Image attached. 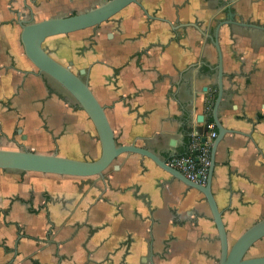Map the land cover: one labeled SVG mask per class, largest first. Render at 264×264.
I'll return each mask as SVG.
<instances>
[{"label": "crops", "instance_id": "1", "mask_svg": "<svg viewBox=\"0 0 264 264\" xmlns=\"http://www.w3.org/2000/svg\"><path fill=\"white\" fill-rule=\"evenodd\" d=\"M101 2L0 0L1 149L99 156L87 115L56 82L43 83L23 55L17 19L79 13ZM141 5L151 17L131 4L96 28L71 33L77 37L68 47H84L73 60L88 67V85L117 143L164 160L186 154L206 125L216 131L217 55L208 38L216 23L262 27L224 25L218 36L224 90L218 118L234 132L217 145L211 191L231 245L264 216V0ZM60 36L50 38L67 44ZM69 57L55 59L63 64ZM257 244L264 251V238ZM219 253L203 195L147 157L120 154L103 179L0 170V264H216Z\"/></svg>", "mask_w": 264, "mask_h": 264}, {"label": "water", "instance_id": "2", "mask_svg": "<svg viewBox=\"0 0 264 264\" xmlns=\"http://www.w3.org/2000/svg\"><path fill=\"white\" fill-rule=\"evenodd\" d=\"M131 4L137 5L147 17H151L141 5V0H103L99 5L79 13L49 17L37 21L34 20L33 14L30 13L28 19H17V24L20 27L19 43L22 47L23 55L36 68L37 74H44L60 85L72 97L79 109L87 115L96 132L100 153L95 160L86 161L62 157L56 153L38 154L28 149L10 150L0 148V170H15L22 173L33 172L78 178L99 177L103 179L104 172L120 154L130 153L147 157L170 176L203 195L208 205L211 219L215 225L220 246L219 258L216 264H264V255L247 257V253L255 243L264 238V216L246 228L229 245L221 211L218 209L211 191L214 154L217 145L225 134L234 132L224 129L218 118V109L224 93L222 84V55L218 41L219 31L222 26L230 23L240 27L259 29L262 27L241 21L225 20L218 22L213 29L212 35H208L217 55V63L215 65L216 97L211 103V116L216 128V136L211 143L207 181L205 185H199L187 180L179 171L169 167L167 160L160 158L149 149L117 143L105 115L104 107L99 103L90 89L87 77L81 78V75L87 72L84 69H80L78 73H74L70 69L72 62H67L66 65L58 62L46 46L43 45L45 40L50 37L69 35L81 30L96 28L109 21ZM162 20L168 23L165 19ZM170 26L173 27V25ZM201 119L203 120V117ZM206 131L207 128L205 127L197 134L202 135ZM201 141H204V137H201Z\"/></svg>", "mask_w": 264, "mask_h": 264}, {"label": "built area", "instance_id": "3", "mask_svg": "<svg viewBox=\"0 0 264 264\" xmlns=\"http://www.w3.org/2000/svg\"><path fill=\"white\" fill-rule=\"evenodd\" d=\"M103 1V0H102ZM207 131L195 134L189 143L188 152L184 155L170 158L167 165L179 171L187 180L205 185L210 164V148L216 131L211 124L206 125ZM204 137V141H201Z\"/></svg>", "mask_w": 264, "mask_h": 264}, {"label": "rangeland", "instance_id": "4", "mask_svg": "<svg viewBox=\"0 0 264 264\" xmlns=\"http://www.w3.org/2000/svg\"><path fill=\"white\" fill-rule=\"evenodd\" d=\"M87 31H84L83 33H86ZM83 36H84V34H83ZM82 36V37H83ZM61 37V36H60ZM73 37H77V35L76 34H69V35H67L66 37L64 36V37H62L61 38V40H63V38H65L66 40H67V44L65 43H63V42H59L58 43V45H55V42H53V41H55L54 39H57V38H49V39H47L45 42H44V46H46V48L49 50V52L51 53V55L54 57V58H57V60L58 59H61V60H64L63 59V57H68V56H70V55H73L74 56V52H75V50H73V51H70V49H69V47H68V43H70V40H71V38H73ZM59 39V38H58ZM75 49V48H74ZM71 52H73V53H71ZM69 58H71V57H69ZM70 60H72V59H70ZM67 62V59H66V61H64V63L63 64H67L66 63ZM71 69L73 70V71H75V68H73V67H71ZM42 75V77H41V80H43V79H47L46 81H48L49 83H55V81H53L51 78H49L48 76H46V75H44V74H41ZM43 83H44V80H43ZM69 98L68 99H70L71 101H74L73 99H72V97L71 96H68ZM4 145H3V148H6V147H8V148H15V147H13L12 145H6L5 143H3ZM5 171H7V170H5ZM42 177H45V176H42ZM48 177H50V178H52V177H55V176H48ZM261 247V244H257L256 246H253L250 250H249V252L247 253V257H255V256H260V254H262V253H264V251L263 250H261V249H259Z\"/></svg>", "mask_w": 264, "mask_h": 264}, {"label": "flooded vegetation", "instance_id": "5", "mask_svg": "<svg viewBox=\"0 0 264 264\" xmlns=\"http://www.w3.org/2000/svg\"><path fill=\"white\" fill-rule=\"evenodd\" d=\"M140 8V7H139ZM141 9V8H140ZM142 11V10H141ZM143 12V11H142ZM144 14V13H143ZM145 15V14H144ZM146 16V15H145ZM226 20H231V19H226ZM221 21H225V20H221ZM231 21H233V20H231ZM220 22V21H219ZM218 23V22H217ZM216 23V24H217ZM227 25H234V24H232V23H230V24H227ZM215 27V26H214ZM214 29V28H213ZM212 33H213V31H212ZM212 35V34H211ZM84 47L83 48H79V50L76 52H74L75 54H74V57L76 56V54L77 55H83L84 54ZM72 53V52H71ZM73 55H71V58H69V60H67V62H72V65L70 66V69H71V67H73V68H75V71H73L72 69H71V71H73L74 73H78L79 72V70L80 69H84L86 72H87V68L88 67H83V68H78V66H77V61L74 59L73 60ZM70 59H72V60H70ZM66 62V63H67ZM86 76V74H83V75H81V78H84Z\"/></svg>", "mask_w": 264, "mask_h": 264}]
</instances>
